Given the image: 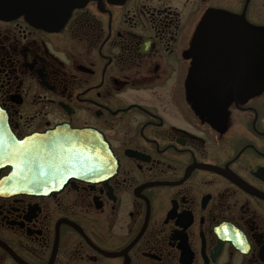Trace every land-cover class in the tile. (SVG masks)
Returning a JSON list of instances; mask_svg holds the SVG:
<instances>
[{
    "label": "flooded vegetation",
    "instance_id": "obj_1",
    "mask_svg": "<svg viewBox=\"0 0 264 264\" xmlns=\"http://www.w3.org/2000/svg\"><path fill=\"white\" fill-rule=\"evenodd\" d=\"M210 6L264 28V0H88L56 30L0 19V127L76 129L89 164L39 193L6 186L0 160V264H264V91L201 87Z\"/></svg>",
    "mask_w": 264,
    "mask_h": 264
},
{
    "label": "water",
    "instance_id": "obj_2",
    "mask_svg": "<svg viewBox=\"0 0 264 264\" xmlns=\"http://www.w3.org/2000/svg\"><path fill=\"white\" fill-rule=\"evenodd\" d=\"M88 0H0V19L23 17L30 25L45 30L61 27L70 12ZM230 27L207 36L200 27L195 49L196 74L209 96H249L264 91V28L240 19L219 15ZM226 100V99H225ZM78 131L57 127L46 133L17 140L7 127H0V160L11 167L3 178L6 186L31 192L60 188L80 174L87 163L81 160ZM92 172L98 171L92 169Z\"/></svg>",
    "mask_w": 264,
    "mask_h": 264
},
{
    "label": "snow or ice",
    "instance_id": "obj_3",
    "mask_svg": "<svg viewBox=\"0 0 264 264\" xmlns=\"http://www.w3.org/2000/svg\"><path fill=\"white\" fill-rule=\"evenodd\" d=\"M200 27L204 35L212 36L227 30L230 27V22L220 18L210 6L208 12L200 22ZM261 39L264 40V37Z\"/></svg>",
    "mask_w": 264,
    "mask_h": 264
}]
</instances>
